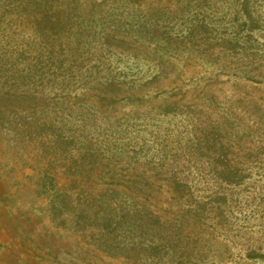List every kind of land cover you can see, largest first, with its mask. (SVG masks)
I'll return each instance as SVG.
<instances>
[{
    "label": "rangeland",
    "instance_id": "obj_1",
    "mask_svg": "<svg viewBox=\"0 0 264 264\" xmlns=\"http://www.w3.org/2000/svg\"><path fill=\"white\" fill-rule=\"evenodd\" d=\"M0 264H264V0H0Z\"/></svg>",
    "mask_w": 264,
    "mask_h": 264
},
{
    "label": "trees",
    "instance_id": "obj_2",
    "mask_svg": "<svg viewBox=\"0 0 264 264\" xmlns=\"http://www.w3.org/2000/svg\"><path fill=\"white\" fill-rule=\"evenodd\" d=\"M38 56H39V58H40V59H42V58H44V57H45V54H38ZM36 58H37V57H36ZM39 58H38V59H39ZM45 58H47V57H45ZM152 249H153V250H155V248H154V247H152Z\"/></svg>",
    "mask_w": 264,
    "mask_h": 264
}]
</instances>
